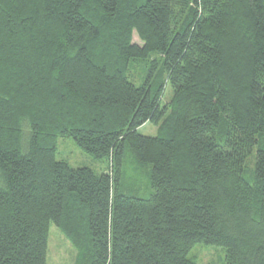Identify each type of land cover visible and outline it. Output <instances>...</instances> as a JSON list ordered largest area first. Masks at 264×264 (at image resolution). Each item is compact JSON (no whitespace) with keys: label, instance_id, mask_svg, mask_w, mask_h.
<instances>
[{"label":"trees","instance_id":"obj_1","mask_svg":"<svg viewBox=\"0 0 264 264\" xmlns=\"http://www.w3.org/2000/svg\"><path fill=\"white\" fill-rule=\"evenodd\" d=\"M126 148L147 198L121 191ZM51 223L76 264H264V0H0V264H48Z\"/></svg>","mask_w":264,"mask_h":264},{"label":"rangeland","instance_id":"obj_2","mask_svg":"<svg viewBox=\"0 0 264 264\" xmlns=\"http://www.w3.org/2000/svg\"><path fill=\"white\" fill-rule=\"evenodd\" d=\"M133 42L139 45L142 42L136 34H133ZM139 71L134 75L129 73L128 78L135 84H140ZM144 75V74H143ZM139 80V81H138ZM171 91L169 87L165 89L162 102L169 100ZM139 133L148 136L157 135L156 126L146 123L138 128ZM55 158L67 162L71 167H88L95 173L110 171V161L96 160L83 152L71 138H59L56 143ZM254 167V152L247 157L244 178L252 181V170ZM150 164H138L134 160L130 151L126 148L123 154L121 165V191L127 195L140 198H147L150 194L149 183ZM224 250L218 246L196 244L189 253L188 258L194 264H224ZM77 251L63 233L51 223L49 228L47 263L48 264H76Z\"/></svg>","mask_w":264,"mask_h":264}]
</instances>
